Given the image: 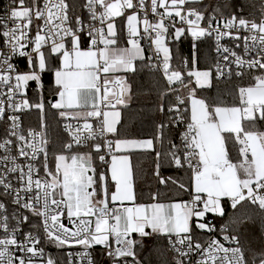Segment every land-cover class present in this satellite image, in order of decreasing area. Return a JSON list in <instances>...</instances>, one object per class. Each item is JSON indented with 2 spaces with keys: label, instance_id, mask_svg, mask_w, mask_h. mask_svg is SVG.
<instances>
[{
  "label": "snow or ice",
  "instance_id": "obj_1",
  "mask_svg": "<svg viewBox=\"0 0 264 264\" xmlns=\"http://www.w3.org/2000/svg\"><path fill=\"white\" fill-rule=\"evenodd\" d=\"M260 3L259 18L249 19L225 15L220 6L209 13L203 0H10L0 16V264H59L45 243L81 246L67 254V264H96L91 249L98 245L108 264H141L137 249L153 236L168 241L174 264H264V250L242 243V221L218 229L209 220L226 215L225 200L232 209L247 202L264 212ZM185 34L192 57L174 65L170 44ZM213 36L214 63L200 68L197 42ZM137 62L162 71L168 85L162 95L174 97L167 124L151 139L118 136L117 106L128 103V74L138 71ZM47 72L55 84L50 107L69 137L58 147L43 118L38 128L21 120L25 112L45 111ZM246 74V83L225 94H202L214 82L243 81ZM33 83L35 100L28 96ZM181 125L177 143L165 128ZM137 150L154 153L153 175L167 190L150 193L147 202L136 191ZM165 163L187 180L162 175ZM30 217L40 223L24 231Z\"/></svg>",
  "mask_w": 264,
  "mask_h": 264
},
{
  "label": "trees",
  "instance_id": "obj_2",
  "mask_svg": "<svg viewBox=\"0 0 264 264\" xmlns=\"http://www.w3.org/2000/svg\"><path fill=\"white\" fill-rule=\"evenodd\" d=\"M4 0H0V6ZM79 3V0H76ZM226 5V7H225ZM255 5V7H253ZM203 7L208 9L210 13L213 8L220 6L225 15L235 12L237 15L243 14L247 18H259L258 13L261 6L260 0H203ZM78 11H83L78 9ZM124 21L120 20L117 23V28L123 27ZM126 34V33H125ZM123 43V41H121ZM173 50L174 65L181 59H191L193 52V42L188 35H184L179 41H172L170 44ZM213 42L209 40L197 42L196 55L199 58V67L205 68L214 63ZM27 62H23V69H26ZM58 60H52V66H58ZM138 71L136 73L128 74V82L132 86L130 99L126 106H120L121 122L118 125V136L120 138L128 139H151L157 134L158 126L160 124H167L170 114L167 108L173 102L174 97L163 96L162 94L167 90L168 85L165 82L162 71L152 70L145 67L142 62H137ZM255 72V71H254ZM248 80L247 74L245 79H233L230 82L221 81L214 82V86L202 94L214 99L219 95L225 94L226 90L233 88L236 85L246 83ZM45 90L43 92L45 111L43 113L37 110H31L26 113L25 119L29 127H38L41 118L48 125L49 139L55 146H59L62 141L69 139L66 132H64L62 123L56 110L52 109L49 104V99L54 97L53 89L54 75L47 72L43 76ZM28 96L35 100L37 96L36 85L33 83L29 89ZM227 98V97H226ZM161 105L164 106L165 111H161ZM183 125L177 127L168 126L165 132L170 138H176L178 143V132L182 131ZM163 147H167V144ZM157 150H162V146L157 143ZM155 155L151 151L137 150L132 154V163L134 171V180L136 184V191L138 199L142 202H147L149 194L157 189L164 194L167 190L165 186L159 185L155 176L153 175ZM97 170H103L100 162L96 161ZM106 167V166H104ZM162 175L180 177L187 180V174L183 170H177L170 167L167 163L161 169ZM171 195V193H169ZM187 199L188 197H183ZM226 215L224 217H216L219 222L228 224L230 220L237 219L242 221L239 224L237 231L241 234V241L244 246L250 247L259 252L264 250L262 236L264 232V212L257 206L250 205L245 202L243 205L232 209L228 201H224ZM215 217V216H209ZM235 227V226H234ZM201 236L206 237L201 234ZM138 257L141 264H174V254L170 251L166 239L163 237L153 236L144 240V246L137 249Z\"/></svg>",
  "mask_w": 264,
  "mask_h": 264
},
{
  "label": "built area",
  "instance_id": "obj_3",
  "mask_svg": "<svg viewBox=\"0 0 264 264\" xmlns=\"http://www.w3.org/2000/svg\"><path fill=\"white\" fill-rule=\"evenodd\" d=\"M9 4H10V0H4V2L0 6V16H2V15L5 14L7 8L9 7ZM177 26H179V25H177ZM186 35H188V34H186ZM188 36L192 39V37L190 35H188ZM205 40H209V41L213 42V47H214L213 50H214V55L216 57L214 36L213 37H206V38H204V39H202L200 41H205ZM192 42H193V40H192ZM142 43L147 44V41H143ZM222 43L226 44L229 47H233L234 46L233 45V42L231 40H228V39H225L224 41H222ZM148 54H151V53L149 52ZM23 62H27L26 61V58H20V60L18 61L19 67L22 68V69L24 68ZM26 65H27V63H26ZM252 71L254 72L255 70H252ZM117 107H120V106H117ZM29 112L30 111L25 112L21 116V120L23 122V125L26 128L29 127V126H28V124L26 122L25 116H26V113H29ZM63 123H62V127H63ZM33 128H38V127H33ZM63 130H64V128H63ZM2 131H3V125L0 124V134H2ZM109 138L111 139L112 137L109 136ZM228 204H229V202H228ZM25 214H27V213H25ZM209 220L212 223L216 224V226H217L218 229H220V228L223 227V224L221 222H219L216 217H209ZM39 223H40V221L37 218L30 217V220H29L28 224L24 226V231L33 230V225H39ZM35 231H42V229H36ZM262 237H264V232H263V236ZM201 238H206V237L201 236ZM262 241H263V244H264V238H262ZM166 244H168V241L167 240H166ZM168 246H169V244H168ZM44 247H45L46 253L48 255L52 256L53 258H55L59 262V264H67L66 257H67V254L68 253H70V252L71 253H78V252L84 251V249L81 246L66 247V248H57L53 244L45 243L44 244ZM91 251H92V254H93V258L96 261V264H108L109 258L104 255V248H103V246H101V247H95L94 246V248L91 249ZM170 251H171V249H170ZM173 254L175 256V253H173ZM78 259L79 258L77 257V260Z\"/></svg>",
  "mask_w": 264,
  "mask_h": 264
},
{
  "label": "water",
  "instance_id": "obj_4",
  "mask_svg": "<svg viewBox=\"0 0 264 264\" xmlns=\"http://www.w3.org/2000/svg\"><path fill=\"white\" fill-rule=\"evenodd\" d=\"M56 99V97L54 96V97H52L51 99H49V104H51L52 102H54V100ZM95 247H101L100 245H98V246H95Z\"/></svg>",
  "mask_w": 264,
  "mask_h": 264
},
{
  "label": "crops",
  "instance_id": "obj_5",
  "mask_svg": "<svg viewBox=\"0 0 264 264\" xmlns=\"http://www.w3.org/2000/svg\"><path fill=\"white\" fill-rule=\"evenodd\" d=\"M118 110L121 112V109L118 107ZM121 118H122V116H121Z\"/></svg>",
  "mask_w": 264,
  "mask_h": 264
},
{
  "label": "rangeland",
  "instance_id": "obj_6",
  "mask_svg": "<svg viewBox=\"0 0 264 264\" xmlns=\"http://www.w3.org/2000/svg\"><path fill=\"white\" fill-rule=\"evenodd\" d=\"M130 99V98H129ZM129 99H128V101H129ZM45 122V121H44ZM46 123V122H45ZM38 127H39V124H38ZM138 238V237H137Z\"/></svg>",
  "mask_w": 264,
  "mask_h": 264
}]
</instances>
